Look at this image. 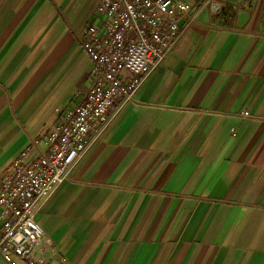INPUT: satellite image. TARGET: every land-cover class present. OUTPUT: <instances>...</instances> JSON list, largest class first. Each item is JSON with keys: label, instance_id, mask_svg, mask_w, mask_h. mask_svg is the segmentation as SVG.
<instances>
[{"label": "crops", "instance_id": "0c3cea01", "mask_svg": "<svg viewBox=\"0 0 264 264\" xmlns=\"http://www.w3.org/2000/svg\"><path fill=\"white\" fill-rule=\"evenodd\" d=\"M100 2L0 0V180L86 97ZM215 3L38 208L50 264H264V0Z\"/></svg>", "mask_w": 264, "mask_h": 264}, {"label": "built area", "instance_id": "2783aa9c", "mask_svg": "<svg viewBox=\"0 0 264 264\" xmlns=\"http://www.w3.org/2000/svg\"><path fill=\"white\" fill-rule=\"evenodd\" d=\"M215 1L101 0L96 23L80 39L92 62L86 97L49 132L28 164L24 157L13 160L0 180V264H16V258L27 264L55 260L53 241L35 218L38 208L69 180L74 163L101 137L117 111L115 102L134 101L197 12L219 9ZM241 115L251 116L246 111Z\"/></svg>", "mask_w": 264, "mask_h": 264}]
</instances>
